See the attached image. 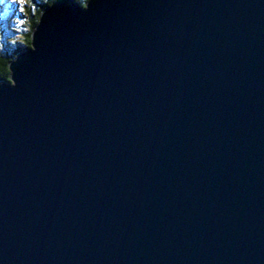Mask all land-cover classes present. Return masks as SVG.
<instances>
[{"label": "water", "instance_id": "obj_1", "mask_svg": "<svg viewBox=\"0 0 264 264\" xmlns=\"http://www.w3.org/2000/svg\"><path fill=\"white\" fill-rule=\"evenodd\" d=\"M0 81V264H264V0H56Z\"/></svg>", "mask_w": 264, "mask_h": 264}, {"label": "trees", "instance_id": "obj_2", "mask_svg": "<svg viewBox=\"0 0 264 264\" xmlns=\"http://www.w3.org/2000/svg\"><path fill=\"white\" fill-rule=\"evenodd\" d=\"M56 0H24L20 13L18 12V3L10 1L2 6L8 5L17 10L16 17H20L21 25L13 24V37L5 36L3 26L0 25V81H10L9 61L14 59L20 52H26L32 47V32L40 21V16L47 7H51ZM80 6H86L88 0H74ZM18 8V9H17ZM19 21V20H18ZM10 24V21L7 20ZM11 34V35H12ZM20 37V38H19Z\"/></svg>", "mask_w": 264, "mask_h": 264}, {"label": "rangeland", "instance_id": "obj_3", "mask_svg": "<svg viewBox=\"0 0 264 264\" xmlns=\"http://www.w3.org/2000/svg\"><path fill=\"white\" fill-rule=\"evenodd\" d=\"M10 1H15V3H18V12L20 13V10L23 7L24 0H0V25L3 26L4 34L7 37H10L11 39L14 37H18L20 35L14 36L12 34V31L14 32V29L12 28L13 24L21 25V22L23 20H20V17L17 19L16 13L17 10L10 8L8 5L2 6L4 3H9ZM10 21V24L7 22ZM19 20V21H18ZM12 34V35H11ZM20 38V37H19Z\"/></svg>", "mask_w": 264, "mask_h": 264}]
</instances>
